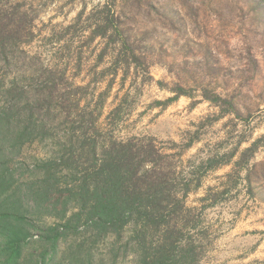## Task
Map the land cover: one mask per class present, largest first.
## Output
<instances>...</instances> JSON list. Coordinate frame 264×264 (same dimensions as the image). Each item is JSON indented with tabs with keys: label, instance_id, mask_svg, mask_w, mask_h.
I'll return each mask as SVG.
<instances>
[{
	"label": "rangeland",
	"instance_id": "1",
	"mask_svg": "<svg viewBox=\"0 0 264 264\" xmlns=\"http://www.w3.org/2000/svg\"><path fill=\"white\" fill-rule=\"evenodd\" d=\"M106 2L0 0L3 21L12 25L21 16L24 22L6 45L9 60L0 62V68L7 64L0 79L19 85L69 79L83 86L71 97L88 111L109 89L102 121L118 110L104 125L106 133L154 138L186 170L211 154L229 159L203 173L188 197L195 221L185 231L195 240L192 264H264V0H113L132 49L120 60ZM102 21L107 37L88 42ZM57 96H48L44 106L53 108ZM52 124L50 118V135L27 142L16 160L51 156L55 137L64 133ZM255 141L253 158L236 165ZM54 222L36 219L20 264H38L50 244L45 229ZM128 236H94L79 225L58 239L47 264H135Z\"/></svg>",
	"mask_w": 264,
	"mask_h": 264
},
{
	"label": "trees",
	"instance_id": "2",
	"mask_svg": "<svg viewBox=\"0 0 264 264\" xmlns=\"http://www.w3.org/2000/svg\"><path fill=\"white\" fill-rule=\"evenodd\" d=\"M110 17V38L117 59L132 52L124 35L113 0L104 4ZM11 20V19H10ZM10 25L0 17V62H8V41L17 37L21 16ZM13 21V22H14ZM105 22L94 26L89 41L107 37ZM125 70L130 66L124 61ZM7 64L0 68L5 74ZM117 68L113 75L117 76ZM67 72V70L65 71ZM0 79V264H20L22 248L37 229L36 219L52 218L44 237L50 244L39 254L38 264H47V254L57 250L58 239L79 225L94 236L129 234L135 264H192L195 240L185 231L195 223L194 208L187 204L209 169L229 163L211 154L192 164V170L176 165L154 138H120L106 133L104 118L109 89L100 92L91 110L81 108L73 91L82 89L66 79L63 84L45 80L37 85ZM31 77L30 79H32ZM116 78V77H115ZM47 79V78H46ZM121 87L123 85L121 84ZM56 104L44 106L50 95ZM120 99L119 93L114 102ZM42 105L47 110L38 111ZM51 109L55 112L51 115ZM38 112L41 114L39 117ZM63 127L55 137L56 149L47 158L32 163L16 160L27 142L47 138L48 120ZM257 141L245 148L236 165L245 166L255 155ZM252 174L251 169H247Z\"/></svg>",
	"mask_w": 264,
	"mask_h": 264
}]
</instances>
